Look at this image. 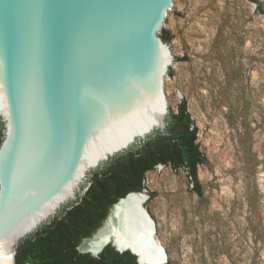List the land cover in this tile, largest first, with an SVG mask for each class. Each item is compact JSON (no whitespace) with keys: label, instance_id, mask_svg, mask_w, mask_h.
Instances as JSON below:
<instances>
[{"label":"water","instance_id":"1","mask_svg":"<svg viewBox=\"0 0 264 264\" xmlns=\"http://www.w3.org/2000/svg\"><path fill=\"white\" fill-rule=\"evenodd\" d=\"M180 8L178 0H0V264H17L21 240L78 202L92 171L166 131L176 58L160 34ZM144 192L116 203L109 231L80 250L98 256L112 243L139 264H166L150 195L139 203L136 240L121 246L114 234L123 206Z\"/></svg>","mask_w":264,"mask_h":264},{"label":"rangeland","instance_id":"2","mask_svg":"<svg viewBox=\"0 0 264 264\" xmlns=\"http://www.w3.org/2000/svg\"><path fill=\"white\" fill-rule=\"evenodd\" d=\"M178 2L167 98L174 111L187 100L208 163L203 197L182 170L147 173L156 239L166 264H264V14L253 0Z\"/></svg>","mask_w":264,"mask_h":264},{"label":"trees","instance_id":"3","mask_svg":"<svg viewBox=\"0 0 264 264\" xmlns=\"http://www.w3.org/2000/svg\"><path fill=\"white\" fill-rule=\"evenodd\" d=\"M253 2L258 14H264V4L260 0ZM160 36L169 44L174 38L165 28ZM174 74L170 68L169 76ZM170 110L165 132L156 131L92 171V185L78 202L63 207L49 223L21 240L17 264H139L135 254L120 252L112 243L98 256L82 252L80 247L100 231L116 203L131 192L146 190L147 173L159 165L186 172L195 192L203 197L199 169L207 165L208 159L198 143L199 128L187 100L181 101L177 111ZM3 138L4 124L0 119V146Z\"/></svg>","mask_w":264,"mask_h":264},{"label":"bare ground","instance_id":"4","mask_svg":"<svg viewBox=\"0 0 264 264\" xmlns=\"http://www.w3.org/2000/svg\"><path fill=\"white\" fill-rule=\"evenodd\" d=\"M146 198L145 194L142 196H133L127 202V206L121 209L120 212V227L118 229L112 230L117 237V242L122 246L129 240H136V233L134 228L139 227L142 230V219L138 215L139 203ZM147 201V200H146ZM109 239L108 236L101 237L100 239H95L90 241L89 249L96 250L99 245L106 242ZM157 245H161L157 241ZM162 246V245H161ZM152 256L159 261H162L161 254L158 252H152ZM145 258V256H143Z\"/></svg>","mask_w":264,"mask_h":264},{"label":"flooded vegetation","instance_id":"5","mask_svg":"<svg viewBox=\"0 0 264 264\" xmlns=\"http://www.w3.org/2000/svg\"><path fill=\"white\" fill-rule=\"evenodd\" d=\"M147 203V202H146ZM145 206H146V204H145Z\"/></svg>","mask_w":264,"mask_h":264}]
</instances>
